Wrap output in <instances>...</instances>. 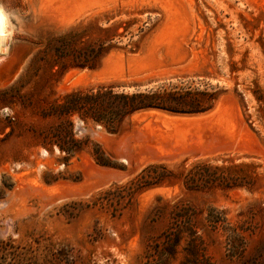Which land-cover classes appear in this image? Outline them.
Listing matches in <instances>:
<instances>
[{
    "label": "rangeland",
    "instance_id": "obj_1",
    "mask_svg": "<svg viewBox=\"0 0 264 264\" xmlns=\"http://www.w3.org/2000/svg\"><path fill=\"white\" fill-rule=\"evenodd\" d=\"M0 3L15 27L0 53V264H152L181 210L213 264H264V0ZM102 86L172 93L195 113L144 111L118 133L76 115L91 144L66 164L43 114ZM151 164L170 179L107 204Z\"/></svg>",
    "mask_w": 264,
    "mask_h": 264
},
{
    "label": "trees",
    "instance_id": "obj_2",
    "mask_svg": "<svg viewBox=\"0 0 264 264\" xmlns=\"http://www.w3.org/2000/svg\"><path fill=\"white\" fill-rule=\"evenodd\" d=\"M186 102L184 98L175 94L153 90L126 93L102 86L97 91L72 92L65 95L61 101L55 102L43 114L45 118H53L60 122L47 134L45 147L50 151L57 147L60 153L65 155L62 161L68 164L73 157L81 154L91 144L89 137L77 138L73 120L76 115L84 123L92 120L94 124L104 126L110 133H118L127 119L144 111L195 113L186 110L188 107ZM94 158L100 166L117 168L99 145L94 150ZM160 169L165 172H160ZM169 173L172 172L167 166L151 164L126 185H116V192L113 189L106 191L107 204H129L147 191L162 186L170 179ZM100 205L105 203L101 202ZM191 218L188 210H181L176 214L173 224L150 251L147 257L150 263L153 264L155 260L159 262L158 264H168L180 253L182 243L185 241L187 247H184L183 251L186 256L182 264H213L201 237L190 223Z\"/></svg>",
    "mask_w": 264,
    "mask_h": 264
},
{
    "label": "clouds",
    "instance_id": "obj_3",
    "mask_svg": "<svg viewBox=\"0 0 264 264\" xmlns=\"http://www.w3.org/2000/svg\"><path fill=\"white\" fill-rule=\"evenodd\" d=\"M15 32V27L11 25L10 14L5 11L3 3H0V53L6 54L9 48L5 46ZM11 109L5 107L0 109V115H11Z\"/></svg>",
    "mask_w": 264,
    "mask_h": 264
},
{
    "label": "bare ground",
    "instance_id": "obj_4",
    "mask_svg": "<svg viewBox=\"0 0 264 264\" xmlns=\"http://www.w3.org/2000/svg\"><path fill=\"white\" fill-rule=\"evenodd\" d=\"M6 46V45H5Z\"/></svg>",
    "mask_w": 264,
    "mask_h": 264
}]
</instances>
